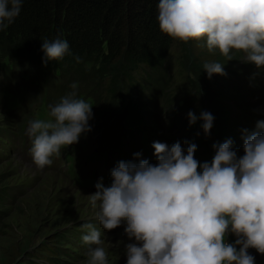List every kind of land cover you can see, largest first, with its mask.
I'll list each match as a JSON object with an SVG mask.
<instances>
[{
    "label": "clouds",
    "instance_id": "clouds-1",
    "mask_svg": "<svg viewBox=\"0 0 264 264\" xmlns=\"http://www.w3.org/2000/svg\"><path fill=\"white\" fill-rule=\"evenodd\" d=\"M24 0H0V31L20 14ZM160 30L184 43L206 38L210 53L226 58L243 52L246 63L264 66V0H159ZM66 39L43 40L44 63L69 53ZM79 60V57H76ZM224 64L205 62L203 70L226 75ZM71 92L51 105L48 119L29 122L32 159L38 169L52 164L62 148L90 132L92 106ZM189 126L200 121L205 138L211 135L214 115L189 110ZM243 155L232 138L214 142L210 161L195 158L197 144L185 140L169 145L154 141L156 163L133 153L110 170L111 183L99 178L90 196L103 230L122 224L134 242L125 244L126 264H255L249 249L264 255V121L242 130ZM200 135L199 132L196 133ZM87 234L85 264H109L101 232L92 223L81 225ZM234 240L229 241V237Z\"/></svg>",
    "mask_w": 264,
    "mask_h": 264
},
{
    "label": "trees",
    "instance_id": "trees-1",
    "mask_svg": "<svg viewBox=\"0 0 264 264\" xmlns=\"http://www.w3.org/2000/svg\"><path fill=\"white\" fill-rule=\"evenodd\" d=\"M158 2L24 0L14 22L0 31V61L4 59L12 64L22 57L32 59L25 72L35 79L46 75L47 68H52L65 86L76 84L77 95L86 96L87 93L94 98L97 102L94 115H107L110 108L116 109L122 103V99L131 98L129 95L118 97L115 92L119 88H126L129 93L134 88L140 96L141 86L145 85L142 90L156 92L163 107L171 116L174 114L180 119L185 128L182 136L197 144L195 153L199 160L208 161L207 149L200 141V129L197 123L189 126L187 113L192 110L197 114L198 105L199 108L204 105L215 117L219 142L226 140L227 135L235 134V129L242 126L243 118L233 116L228 104L239 110L242 99L237 87L230 88L229 85L235 75L246 73L249 63L242 60L239 52L227 62L218 50L210 53L206 38L184 43L163 33L157 19ZM57 38L68 41L69 53L61 60L48 61L46 66L37 65L38 59H44L43 40ZM211 61L225 63L226 75L214 73L209 79L203 64ZM5 71L7 65H1L0 73L8 76L10 72L6 74ZM139 101L141 98L121 105L124 109L121 116L133 118ZM238 145L235 143V147ZM235 149L241 150L239 146ZM2 196L0 190V204ZM2 216L0 212V219ZM55 238L50 245H44L47 251L35 248L32 250L35 259L25 256L31 262L21 263L40 264L37 259L41 258L45 264H68L60 258L64 255L59 249L61 234Z\"/></svg>",
    "mask_w": 264,
    "mask_h": 264
},
{
    "label": "rangeland",
    "instance_id": "rangeland-1",
    "mask_svg": "<svg viewBox=\"0 0 264 264\" xmlns=\"http://www.w3.org/2000/svg\"><path fill=\"white\" fill-rule=\"evenodd\" d=\"M240 57L242 60L245 59L241 54ZM18 61L23 65H27L32 59L22 57ZM0 62L4 63L5 60L2 59ZM37 65L45 66L44 59H38ZM47 69H50V67ZM249 70L255 71V73L250 78L248 86H258L264 75V66L258 69L252 63ZM220 83L222 82L220 81ZM229 87L232 88L233 86L230 84ZM72 90L71 86L65 88V91L68 93ZM115 93H118V97L124 98L127 91L121 87ZM245 95L247 99L251 98L246 92ZM231 97L234 98L232 95H229V98ZM239 97L241 96L239 95ZM241 99L242 107L246 106L247 102L245 99L243 97ZM50 103L48 101L41 108H38V102H32L31 112L26 114L25 119H48L49 112L46 114V111ZM123 103L124 99H122V103L116 109L110 108L109 111L117 112L120 115L122 110L124 112V109L121 108V105H124ZM198 103L199 100L196 101V105ZM197 108V115L202 110L210 112V109L205 108L204 105L200 108L198 105ZM228 108L232 109L231 113L233 116H237V112L240 113L233 104H228ZM261 110L262 108L256 100H252L250 115L253 122H255L254 117L261 114ZM40 111L44 113H40ZM170 120L174 131H178L181 134L180 120L175 117H170ZM5 121V113L0 108V124H4ZM200 123V121L197 122V126L201 132L200 141L207 149L208 161H210L214 155L211 145L218 141L216 124L214 121L210 137L205 138L203 130L200 128ZM106 124L107 121L104 115L99 116L97 123L91 124L93 129L92 135H99L102 127ZM244 127L245 125H243L242 129L240 127L239 129H235V134L227 135L226 138L233 139L234 147L235 143L237 145L243 144L241 139ZM238 146L243 150V145ZM238 146L235 148H238ZM22 148L23 145L15 146L12 149L11 156L0 159V187H4L2 188L3 190H7L6 196L0 204V212L3 215L0 219V264H22L21 262L23 261L31 262L29 259L26 260L25 256H30L34 260L33 249L43 248L47 251L44 245H50L54 242L57 234H62L66 229L71 227H74V229H72V233L66 239L70 242V245L68 249H63L65 251L68 250L67 256L61 255L60 258L65 259L68 264H85L87 259L86 252H84L83 247L78 243V233L75 227H78L87 218L96 215V212L99 210L98 205L96 208H93L89 202V194L70 188L65 178L58 174L57 162H53L51 166L45 167L43 170L31 171L28 169L26 165L28 163L24 160L26 152H23ZM195 158L200 161L196 153ZM101 239L104 242L103 247L107 252L109 264H126L127 256L124 246L126 243L133 242V240H129L124 230L106 238L101 237ZM228 239L231 242L234 240V237L230 236ZM61 243L62 240L60 241ZM64 246L66 245L64 244ZM72 248H74V251ZM8 252L10 253L8 254ZM33 260L32 262H34ZM37 260H39L40 264H45L41 261V258Z\"/></svg>",
    "mask_w": 264,
    "mask_h": 264
}]
</instances>
